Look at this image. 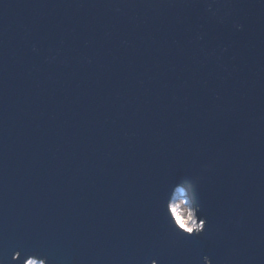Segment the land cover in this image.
<instances>
[{
    "label": "water",
    "instance_id": "1",
    "mask_svg": "<svg viewBox=\"0 0 264 264\" xmlns=\"http://www.w3.org/2000/svg\"><path fill=\"white\" fill-rule=\"evenodd\" d=\"M30 255L264 264V0H0V264Z\"/></svg>",
    "mask_w": 264,
    "mask_h": 264
},
{
    "label": "clouds",
    "instance_id": "2",
    "mask_svg": "<svg viewBox=\"0 0 264 264\" xmlns=\"http://www.w3.org/2000/svg\"><path fill=\"white\" fill-rule=\"evenodd\" d=\"M238 29L242 26L237 25ZM191 185H189V188ZM197 211L200 212L199 205H196ZM166 217L170 222V226L178 233H183L187 235H192L193 233H202L204 231L203 220L205 217L200 216V223L197 224L192 219V213L188 210L186 206H183V202H179L177 204L169 203L167 205ZM197 228L198 231L193 232V229ZM16 253L13 254L15 256ZM29 258L25 262V264H36V260L32 259L33 256H28ZM41 262L46 258H40ZM203 264H211V261L207 256L203 257Z\"/></svg>",
    "mask_w": 264,
    "mask_h": 264
},
{
    "label": "rangeland",
    "instance_id": "3",
    "mask_svg": "<svg viewBox=\"0 0 264 264\" xmlns=\"http://www.w3.org/2000/svg\"><path fill=\"white\" fill-rule=\"evenodd\" d=\"M183 202V206H186L188 208V210L192 213V219L197 223L199 224L200 222L195 220V215L193 213V210L188 206V204L186 203L185 199L182 197V193L180 191H175L170 203L172 204H177L179 202ZM36 260V259H34ZM36 264H41V261L40 260H36Z\"/></svg>",
    "mask_w": 264,
    "mask_h": 264
},
{
    "label": "snow or ice",
    "instance_id": "4",
    "mask_svg": "<svg viewBox=\"0 0 264 264\" xmlns=\"http://www.w3.org/2000/svg\"><path fill=\"white\" fill-rule=\"evenodd\" d=\"M206 223H207V221H206V218H204V220H203V225L205 226L206 225ZM197 234V236L200 234H198V233H196ZM179 235H180V237L182 238V239H192V235H187V236H185L183 233H179ZM19 255H20V253L19 252H16V255L15 256H12V260H16L18 257H19ZM41 264H46V259L45 260H43L42 262H41ZM151 264H158V262H157V260H155V259H153L152 261H151Z\"/></svg>",
    "mask_w": 264,
    "mask_h": 264
},
{
    "label": "bare ground",
    "instance_id": "5",
    "mask_svg": "<svg viewBox=\"0 0 264 264\" xmlns=\"http://www.w3.org/2000/svg\"><path fill=\"white\" fill-rule=\"evenodd\" d=\"M196 220V218H194ZM200 222V221H199ZM197 229V228H196Z\"/></svg>",
    "mask_w": 264,
    "mask_h": 264
}]
</instances>
